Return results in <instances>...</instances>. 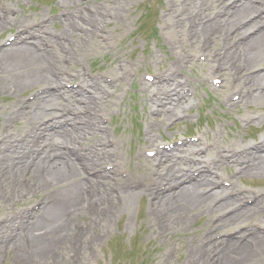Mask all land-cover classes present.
<instances>
[{
  "label": "rangeland",
  "instance_id": "374dc122",
  "mask_svg": "<svg viewBox=\"0 0 264 264\" xmlns=\"http://www.w3.org/2000/svg\"><path fill=\"white\" fill-rule=\"evenodd\" d=\"M7 1L13 9L18 11V13L13 20H9L10 23H14L12 26L5 22L7 28L0 32V40L16 27L40 20L45 16H54V18H51L47 23L49 30L58 32V35L63 36L64 40H68V38L72 39V35L69 34V36L68 33H62L63 22L59 20L62 18L60 12L71 11L72 8H74V11H77L76 15L79 23H84L85 18H88L90 15V11L86 9L85 5L91 6L94 11L97 8H102V6L104 7L103 13L106 22L100 25V29L94 37L97 49L90 50L85 48L84 56L80 53V59L77 61L65 54L59 55V62L62 64L63 70H78L80 77H83V74L81 73L82 69H86V71L96 75L101 73V78H98L99 81L108 86L105 90L97 94L95 92L94 84L92 87L89 86V91H92V94L89 95L87 91L83 90V96L78 98L73 97V99H70L67 94L78 96V92L64 89L66 90L65 94H61L62 97L57 99L58 107L64 105L60 104L61 101L68 103V115L72 120L68 119V122H66L67 119L63 118V122H66L70 126L76 125L81 127L89 122V120H86L89 117L94 118L97 121L98 128L95 127L93 133L88 129H85L82 134L58 135L60 141L64 140L66 142L70 141L76 143V145L79 144L82 149V147L88 144H94L95 140L93 139L101 136L102 133L99 131L102 129L101 125H104L106 129L104 128L105 132L102 135L103 143L105 142V145L107 144L106 140H104L106 138L114 140L115 145L110 149H116V147L119 149V151L117 150L116 152V160L122 167H129L134 177H142L145 175L143 174V171H136V168L140 165V162H138V160H140L138 157V151L145 146H150L152 143L154 144L156 141L162 139L166 140L188 133H199L204 136L201 145L204 142H215L216 149L219 151L221 148L227 146H233V148H236L246 145L247 143L264 136V123L261 125L264 119V100L258 101V105L250 103L248 106H245L242 102L238 101V104L235 106H230L226 103L228 99L227 96L233 93L234 89L227 88L225 83L222 88H214L210 85H204V81L200 80L204 75H210V71L207 70L208 68L206 69L208 66L207 60L197 61V59H199L198 53L204 52L208 57L209 54L215 55V53H207V51H205V47L207 46H203V43H199L197 47H193L194 40L191 39V35H189L188 32L181 33L179 31L177 20L175 19L173 12L174 5L172 3H169L166 0H86L83 2L81 0H72L73 2L67 3L63 0ZM250 1L256 5V0ZM260 1L262 2V0ZM179 2L182 3V0H179ZM230 2L232 1L224 0L223 4L228 6V3ZM119 4L124 8L123 14L128 21H124L123 17H117L115 15L116 7L117 13L119 12L118 14H120L121 10L118 8ZM190 4L191 1L189 0L186 5L189 6ZM256 6L262 8V5ZM213 7H215V4H213ZM75 8H77V10H75ZM217 9L219 8H213L210 15L207 14V10L204 11V14L202 15H207L205 20L206 18L213 16L214 12L218 11ZM180 10L182 13L184 12L183 7L180 8L179 11ZM253 12H249V15L253 14ZM165 13L167 15L166 17L163 16ZM244 17L247 18L246 15L242 16V20L245 19ZM10 18H12V16ZM19 18H22V20ZM17 19L18 21H16ZM242 20H240V22ZM259 23L260 21L257 24L247 27L245 31L257 28ZM238 25L239 24H236V26ZM185 26L189 27L188 21L185 23ZM74 28L75 33H78L81 31L82 27L75 25ZM240 34L242 33L235 34L229 40H221L218 47L223 50L226 49V45L231 43L233 37L236 35L242 37ZM170 36L174 40L177 39L178 43H175V46H171L169 43ZM104 38H106V41L103 42L102 40ZM46 40L49 39L46 38ZM53 47L54 46H52L51 49H53ZM142 51H147L149 55L147 61L141 66L136 65V67L139 66L137 68V73L142 70L168 73L172 69H180V71L184 73L183 77L188 80L187 82L190 83L193 91L192 96L185 105L186 108L190 107V109H180V111L178 110L179 112L175 113L174 111L171 114H168L165 110L164 114L159 113L157 116L152 114L155 107H153V102L148 98V94L153 92V89L149 88L148 90L141 92L139 89L140 83L138 82V75L133 77L126 76V78H123L122 75H120V70L116 68L118 60L123 62V59L127 58L132 61V64L135 61L140 62ZM175 53L179 54V59L176 58ZM175 60L177 61L176 63ZM67 61L68 63H65ZM188 61H190V63ZM254 65L257 64L253 63L249 68ZM106 74L111 75V83L104 78V75ZM223 77L225 81L227 75L223 74ZM5 78V82L0 81V130L2 129L1 127L4 121V117L1 116V113H3L9 106H12L13 110L14 108L16 109L18 106L17 104H20L33 89L41 87V85H35L31 88L23 89L20 92L7 89L1 90L3 86L12 87L9 84V78ZM70 80L71 79L66 77L63 73V82ZM232 80L233 78L231 81ZM244 80V78L241 79V81ZM233 82L234 81H232V83ZM48 84H50V82L46 83V85ZM246 89L248 88L245 87L243 92H246ZM86 94L88 96H98V100L93 101L92 104L88 102L89 99H87L88 97ZM13 110L8 111L11 121L9 123L10 131L8 130V133L5 134L6 136L11 135L13 131L16 132L24 123L21 117L19 118L15 115L13 118L10 116L13 114ZM48 110L50 112L51 107H49ZM57 111L60 112L61 109L57 108ZM251 111H255L259 115V121L257 120L254 124L249 125L248 123H244L242 118L243 114H245L244 112ZM5 112H7V110ZM75 114H77V117ZM180 114L185 116L183 120L177 121L173 125H171V122H168L176 115ZM163 115L165 116L163 117ZM99 116L109 118V122L104 123ZM161 118L163 119L161 123L151 126V120L155 119L158 122ZM247 124L249 125L248 127ZM18 132L17 139L21 134L20 131ZM12 147H14V145ZM17 149L19 150V148ZM120 152L121 156L119 154ZM211 153H215L214 148L211 150ZM0 158L2 160L4 159L2 155H0ZM111 158L112 157L109 156L102 159V161H111L113 160ZM141 162L144 163V161ZM234 171L235 168H232L229 173L232 174ZM16 173H18V171L15 172V174ZM36 173H38V169H36ZM241 176L235 179L236 187H248L250 190L253 189L254 191L264 189V174H244ZM243 177H246V179H242ZM17 179L18 177L16 176V180ZM31 179L32 178L30 177L28 186L31 185ZM112 181L113 180L109 181V191L115 190L116 187H119L114 185ZM31 183L33 184V180H31ZM3 185L4 184L0 182V188H3ZM38 189L40 192H36V194L46 197L40 210L41 213L45 204H48L52 198L51 196L49 198L46 196L50 190H41L40 187H38ZM50 189L52 188L50 187ZM30 193L29 200L27 198L21 200L23 194L25 195L26 193L24 191L19 192L18 200L20 198L22 204L26 203L27 200L29 203L31 197L36 196L35 193ZM215 196L216 195L208 200V203L211 200H214ZM3 199L4 198L1 197L0 202H2ZM92 203L93 205L96 204L98 208L106 206L101 200L99 203L95 198ZM13 205L14 203L12 201L11 206ZM148 207V199L145 195L139 199V202L133 204L132 208L129 210L126 208L121 209V207L118 206L116 197H114V205L111 204L110 206L112 212L110 217L108 220H102V217L97 214L94 215L91 212H76L79 210L77 209L79 206L75 207L72 204H68L67 206H63L59 215L54 216L49 219L48 222L42 224L44 225L43 230L47 231L48 226H52V223L60 222L64 218L66 219L67 215L70 213L76 212V214L71 217L70 227L73 230H76L79 225H83L85 226L83 231L89 229V235L87 237H96V240L84 241L82 246L77 247H74V244H76L74 243V240H70L67 245H64L62 242L60 243V241H55V251H48L44 256H39L32 246V243L29 241L28 247L26 248L28 252H25L29 256L27 259L24 257V250L21 249L22 245L25 247L27 243L22 241L19 233L21 247L17 246L19 244H15V241H12L13 238L8 244L4 243L3 239L0 240V264H180L183 260L185 261V264H187L188 261L186 260V257L193 256L190 253H187L186 250L189 249L190 245H194L193 240L198 239L199 241H202L204 233H207V238L214 235L215 232L221 230L225 231L242 223L261 219L264 220V215L262 213L254 211L240 218L235 224L228 223V225L226 224L223 227H218L220 224L218 223L216 226H213L214 223L211 222V219L213 218L214 213L223 211L227 208L225 206V208L223 207L224 209L215 211L208 215V217L199 215V213L196 212L191 213L182 223H174L173 226L170 225L172 227L167 229V232H164L163 229L151 227L149 225L148 222L151 221V217L148 214ZM8 208V212L12 211L10 210V206ZM3 213L4 212L2 211L0 212V217ZM170 215L175 219L176 215L171 213ZM146 217H149V219L146 220ZM153 222L154 221H152V224ZM205 222L207 223L206 225ZM229 224L231 225L229 226ZM38 232L39 230H36L34 233L36 234ZM27 233L30 239V234L29 232ZM173 240L178 241L182 246L176 260L168 257V251L171 249L170 243ZM75 242H77V240H75ZM247 242L248 240H246L245 243L247 244ZM224 245L225 244L222 246ZM199 249L201 251L202 248ZM209 251H212V249L210 248ZM16 252L24 256L15 255L17 256L15 259L14 254ZM222 253L223 252L221 251L220 254ZM19 256L20 259H18ZM231 256H233V254H231ZM249 258L252 261L255 260L260 263L261 260L264 261V252L260 250L255 251L254 255ZM64 259H67L68 262L65 263ZM165 259H167V261Z\"/></svg>",
  "mask_w": 264,
  "mask_h": 264
},
{
  "label": "bare ground",
  "instance_id": "6f19581e",
  "mask_svg": "<svg viewBox=\"0 0 264 264\" xmlns=\"http://www.w3.org/2000/svg\"><path fill=\"white\" fill-rule=\"evenodd\" d=\"M65 3L73 2L72 0H63ZM169 3L174 5V16L177 20V27L179 31L188 32L191 35V39L194 40L193 47H197L199 43H203V46L206 47V51L208 53L214 52L215 55H209V59L207 60L209 65V70L214 72V66L222 67L221 71H216L217 73H222L227 75L225 78V85L227 88L242 91L241 79H247V75L249 70L256 66L264 65V28L259 29L257 33L253 35H249L245 41H242L239 44L238 50H240V54L237 59H234V51L233 50H223L218 47V44L221 40L230 39L235 34H239L243 32L245 33L246 28L257 24L259 22V18L255 17L253 19H249V21L245 24H241L240 20L242 16H248L249 12L256 13L260 11V7L251 3L250 0H245L240 3H237L234 8L229 9L224 4V0H190L191 4L187 6V2L189 0H182V3L179 0H166ZM250 1V2H249ZM215 2V3H213ZM63 3V4H65ZM215 4V7H213ZM66 5V4H65ZM181 6V7H180ZM75 7V6H74ZM184 9V12L179 9ZM219 8L217 10L224 11L225 15L223 17H219L214 15L210 20H205L207 15L204 14V11H208L207 14L210 15L213 8ZM102 8H97V14L88 17V20L84 23H79L77 19V15L71 16L68 15L66 18H60L59 20L63 22L62 33H68V35H72V39L70 41H63L62 39L52 38L54 47L53 49H43L40 52L35 51L32 47L26 44H11L7 47L0 49V81L5 82L6 78H9V84L12 87L3 86L1 88L4 90H15L20 92L23 89L31 88L35 85L44 86L46 83L58 85L61 84L63 80L62 75V64L59 62V55L65 54L74 60L80 59V53L84 56V49H97V44L95 45L94 37L100 29V25L106 22V18L103 13ZM120 14L117 13V7L115 8V15L117 17H123V20L128 19L125 17L124 8L121 4L118 5ZM74 9V8H73ZM205 9V10H204ZM182 13V14H181ZM123 14V15H122ZM252 15V14H251ZM166 17V13L163 15ZM241 18V19H240ZM245 18V17H244ZM188 21L189 27L185 26V23ZM236 24H239L236 26ZM75 25L82 27L81 31L75 33ZM7 26L5 21H0V32L6 29ZM64 35V34H63ZM69 35V36H70ZM65 36V35H64ZM237 37L232 38L234 40ZM169 43L171 46H175V43H178L177 39H173L171 36L169 37ZM176 54V58H180L178 53ZM181 60V59H180ZM75 61V62H76ZM177 61L175 60V63ZM257 64L253 67L249 68L251 64ZM134 66L138 65V62L135 61L133 63ZM243 67V68H242ZM129 68H133L130 66ZM123 73V72H122ZM124 74V73H123ZM234 79L235 82L232 83L231 79ZM182 81V78H175L173 82L170 84L171 86H177L179 82ZM187 81V80H186ZM251 81V82H250ZM250 81L246 84V86L251 89L250 98L248 95H241L240 101L246 106L250 103L259 104L258 101L264 100V97L260 95V93H264V70L259 71L256 74H250ZM95 92L98 94L105 90L108 86L102 84L99 79L95 81ZM1 86V85H0ZM159 88V87H158ZM252 90L254 94L252 93ZM63 89H59L57 91H48L44 90L41 94H37L35 99L31 102V106L28 110H23L21 112H17L18 115H21V119L24 121L23 125L16 131L12 132L11 135L5 136L8 133L10 117L8 112L1 113V116L4 117V121L2 124V129L0 130V136L4 137L0 142V155L4 157L2 160L0 158V176L2 175V180L5 182L6 190L0 191V198H6L7 202L12 201V198L17 195L19 189H22L20 183L16 180V174L18 170L24 171L23 169L26 165H30L35 167L38 163L43 164L46 167V175L49 179H47L44 175H37L34 171H32V176L38 182L39 187L43 190H48L49 186H52V192L48 193V197L51 196L52 200L49 201L48 204H45L42 212L38 213L36 219L31 222L30 227L27 225V229L30 234V242L32 246L37 251L39 256H44L46 252H54V242L60 241L64 245H67L70 240H74V247L82 246L84 241H88L91 238H88V230L77 231L73 230L70 226V220L76 212L79 211H87L92 214H97L102 217V220H108L111 215V204H113L114 195L110 193L106 196V192H103V188L97 181L98 175H95V178H92L84 173V167L87 164L83 161H75L74 158L69 155L65 151H61L59 148V142L56 141L55 135H71V134H82L85 129L94 132L95 127L98 128V123L94 118H89L88 123L84 126H70L66 123L63 124V118L68 119L71 117L68 115L69 108L68 103L61 101L60 104H64L61 107L57 106V99L62 97ZM65 94V93H64ZM78 95L83 96L81 91L78 92ZM70 97V94H67ZM88 102L93 104V101L98 100V96H88ZM73 99V97H70ZM163 100L155 98L153 101V106L156 107L157 104L162 103ZM184 101L178 102L176 105L175 113L179 112L180 109H190V107H185ZM237 104V103H236ZM51 105V106H50ZM244 106V107H245ZM12 107V106H10ZM51 107L49 112L48 108ZM57 108H60L61 111L58 112ZM161 110L162 108H156ZM263 109V108H261ZM155 110V109H154ZM179 110V111H178ZM13 115L16 113L15 110L12 111ZM243 118L245 122H249V124H254L255 120L259 119V115L255 111L244 112ZM51 116V122L44 123V127L49 129V138H48V146L50 152V156L53 157L52 161H48L46 156L43 155H32L39 149L38 146L42 145V143L33 144L31 146H25L21 142L17 141V136L20 133L28 134L30 137L31 133L37 129L39 126V121L42 120L43 117ZM165 115H163L164 117ZM178 116V115H176ZM264 118V117H263ZM72 120V119H70ZM162 118L157 122L156 120H151V126L154 124H158L162 122ZM259 121V120H258ZM52 124L49 127V124ZM264 123V119L261 125ZM248 126V125H247ZM99 135V134H98ZM102 135L97 137L94 141V146H98L95 151V160L99 161L101 159L107 158L110 156L109 150L105 149L103 146ZM106 138V137H105ZM150 139V138H149ZM107 140V139H104ZM45 142V141H44ZM43 142V143H44ZM63 142V141H62ZM18 143V146L9 148L12 145ZM22 147V150H13L14 148ZM9 148V149H8ZM96 149V147H94ZM259 149L263 151V146H259ZM18 152V153H17ZM7 159V162H6ZM245 165H241L243 167L242 171L246 174H264V152L259 154L257 158L249 159V161L244 162ZM168 168V167H167ZM172 168V165L169 166ZM35 168H33L34 170ZM174 170H172L173 173ZM157 180L159 177H163L164 175L157 174ZM169 174V175H172ZM51 180V181H49ZM209 176L202 175L194 182L189 183L188 185L182 186L178 188L174 192V198L172 199L168 193L160 195V199L157 202L158 205L161 204H171V209L176 215L177 223H182L185 218L188 217L191 213H202L208 215L212 213V210L208 207L207 203L215 193L210 192L206 195H203L200 192V187L203 184L209 182ZM51 183V185H49ZM27 186V185H26ZM86 187V188H85ZM87 188H90V193L86 191ZM170 193V192H169ZM121 196H124L125 199V208L127 210L131 209L133 204L137 202V197H140L144 194L141 189H130L126 188L125 184H123L121 190L119 191ZM168 194V195H167ZM93 198L100 200L106 203L105 209H99L98 206L93 205ZM264 201L254 202L253 205L244 208V211L240 210L238 212L232 213L224 217L220 221L221 224L229 223L230 221H237L241 217L247 215L248 213L259 211L264 214ZM232 203L229 201L228 204ZM68 204H72L75 207L79 206L78 211L74 213H70L67 215L66 219L64 218L60 222H57L53 228L42 231L43 223L48 222L49 219L57 216L61 213L63 206H67ZM8 205H0V209L7 211L9 208ZM224 204L219 203L217 209L223 208ZM41 210V209H40ZM125 210V209H124ZM156 210V209H155ZM151 217L150 220L156 221V225L159 227H168V224L164 222V216L159 213V211H154V209H149L148 212ZM148 220L149 217H146ZM149 221L148 223H151ZM206 224V223H205ZM171 228L170 226L167 228ZM41 232L34 233L36 230H40ZM167 229H165L167 231ZM257 244L254 248V251L248 249V245L238 242L232 238L226 243L225 247L222 248L223 253L219 259V263L221 264H264L258 263L255 260H250V256L254 255L255 251H263L264 252V236L260 233L254 234ZM77 240V242H75ZM96 240V237L93 239ZM19 244V236L16 234L15 243ZM200 241H197L195 248L199 247ZM20 246V244H19ZM21 247V246H20ZM21 249L25 252H28L26 248L22 245ZM228 249H231L235 256L231 257L228 255ZM253 250V249H252ZM198 251V249H197ZM189 252L195 253V249H189ZM19 254L16 252L14 254L15 259ZM20 256L18 259H20ZM25 258L28 259V254L25 253ZM64 262H68L67 259H64ZM206 259L200 258L198 260V264H205ZM181 264H185V261H182Z\"/></svg>",
  "mask_w": 264,
  "mask_h": 264
}]
</instances>
